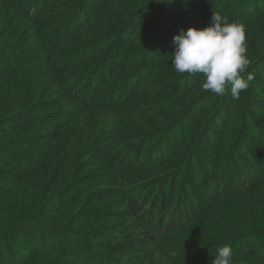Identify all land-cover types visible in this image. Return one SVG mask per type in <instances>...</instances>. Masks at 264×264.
Segmentation results:
<instances>
[{"label":"trees","instance_id":"obj_1","mask_svg":"<svg viewBox=\"0 0 264 264\" xmlns=\"http://www.w3.org/2000/svg\"><path fill=\"white\" fill-rule=\"evenodd\" d=\"M213 14L246 30L238 100L171 67ZM225 245L264 264V0H0V264H211Z\"/></svg>","mask_w":264,"mask_h":264},{"label":"clouds","instance_id":"obj_2","mask_svg":"<svg viewBox=\"0 0 264 264\" xmlns=\"http://www.w3.org/2000/svg\"><path fill=\"white\" fill-rule=\"evenodd\" d=\"M173 43L171 67L180 74H202L204 91L224 96L230 90L232 98L238 100L250 87L253 76L244 75L249 66L244 25L213 14L209 26L181 29ZM232 260V248L225 245L217 249L211 264H232Z\"/></svg>","mask_w":264,"mask_h":264},{"label":"rangeland","instance_id":"obj_3","mask_svg":"<svg viewBox=\"0 0 264 264\" xmlns=\"http://www.w3.org/2000/svg\"><path fill=\"white\" fill-rule=\"evenodd\" d=\"M202 189H205L204 187H202Z\"/></svg>","mask_w":264,"mask_h":264}]
</instances>
